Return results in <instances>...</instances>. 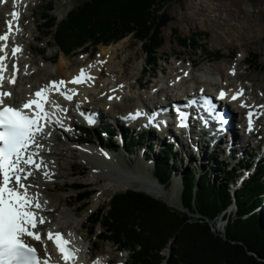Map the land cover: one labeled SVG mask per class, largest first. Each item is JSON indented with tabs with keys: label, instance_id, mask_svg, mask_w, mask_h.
Instances as JSON below:
<instances>
[{
	"label": "rangeland",
	"instance_id": "1",
	"mask_svg": "<svg viewBox=\"0 0 264 264\" xmlns=\"http://www.w3.org/2000/svg\"><path fill=\"white\" fill-rule=\"evenodd\" d=\"M1 1L2 3H4V0H0V4H2ZM82 1L83 0H37L31 2L26 7L24 6V11L26 12V14L29 15L28 17L29 19L27 18L24 20L23 23L24 25L27 26H25V29L22 30V35L17 39L20 43L23 42L24 46L26 47L29 44L32 45L34 50L26 49L25 52H23L25 58L24 62L25 61L29 62L32 59H34L35 63L32 65L30 62L27 64H23V67L25 69L27 68L26 72L28 71V73L26 72L24 73V76L27 75L26 76L27 78L24 81H21L20 90L26 88L27 86L29 87L31 84H34L35 82H41L43 84V81L41 80H44V78H45L44 82H48L50 78L46 79V77H44L43 72H45V70H49V72L51 71V73H53L52 79L54 80H58L63 77L67 78L65 72L63 73L60 72L61 61L64 56L66 57V59L68 58V62L70 61L69 67L64 68V70H66L67 72H71L75 68L81 67L82 64L87 65L86 63L88 64L90 63L89 66L91 67L92 66L96 67L97 61L101 60L100 58H102V56L100 55H103V48L104 47L109 48L108 46L117 44V43H111L109 45L100 44L98 47H93L92 45H89V47L86 50L80 49L74 52L73 54H71L70 56H66L64 53L60 52L58 47L55 46V42L52 39V37L49 35H45L44 33L45 29L42 28V18L44 14L55 16L61 22L64 18H66L67 14L77 4L81 3ZM201 3H204V5L206 6L208 5L210 10L213 8L214 5H217L216 6L217 8L223 7V10L216 8L208 12L209 14L208 17H210V19L217 18L218 22L216 24L214 25L211 24L209 22L210 19L206 21L205 20L206 17L204 16V13L199 12V10L201 9L200 6ZM228 3L233 4V6L236 7L240 6L241 9H243V11L247 12L246 13L247 15L243 12L231 13L225 11L224 6H226ZM51 9L53 10L51 11ZM32 10L35 11V16L33 18L30 17ZM163 11L166 13V16H168V19L170 21L166 25V27L162 29V37L165 41V44L163 48L159 50V56L161 60H159L157 66L153 65L146 72L145 69L147 67V63H146V57L144 55V50L142 48V44L139 43L137 40H135L132 36L127 37L122 41H120L122 48L119 50L118 52L119 55L115 60L118 64L121 63V61H126L127 59L129 61L127 60L128 67L126 66L125 68L120 66L121 64H119V68L117 72L118 74L116 76L122 75L123 80L121 78V80L119 81H122L121 84L124 87V93H125L124 95H126L125 97L127 98L126 101H124V103L121 102L120 99H118L119 105L110 110L107 108L106 109L107 111H112L113 113H117L120 116H123L124 114H126L127 111L135 110V108L143 104L145 101H148L149 103L152 104L153 102H157L153 100V95H152L154 94L153 88L159 85L160 86L168 85L169 80L171 78L173 79L174 78L173 75L174 74L176 75L177 73L174 71V68L184 67L183 70H185L187 67L191 66V60L193 59L197 61V65H196L197 67L192 73L193 83H197V81H201V78L207 80H209L210 77L218 78L219 77L218 75L220 73L222 74V78H223V80L221 78L220 84L221 86L227 87V85L231 83L230 81H228L229 74H232L233 71H238V70H241V72L243 73L247 68H249V73L250 74L252 73L251 75H253L254 77L260 78L261 86L264 88V0H237L236 2L235 0H164ZM6 14H10V10H8ZM189 18H191V21L189 20ZM5 21L6 20H3L2 22L5 23ZM5 26L7 27V25ZM26 27L28 28L26 29ZM3 28H4V24L2 23L0 27V34ZM228 31H231L230 34L225 35V32ZM241 32L246 34V37L248 39L245 40L240 38ZM219 33H222L223 36L219 35ZM179 37L196 39L197 45H193V43H189L188 47H183L178 39ZM22 38L23 40H21ZM239 60H243L240 66L237 65ZM126 68L127 70H125ZM34 71H37V73L34 77H32L33 74L32 72ZM162 71H165L166 73L165 76L164 74H162ZM190 73L191 71H188L185 75H188ZM232 75L234 76V74ZM163 77L168 79L167 80L163 79ZM101 80H103L102 83H105L104 81H106L107 79L103 78ZM110 80L113 81V79L111 78ZM110 80H108L106 84H109L111 87H113L115 83L113 82V84L112 83L110 84ZM238 83L247 84L251 86L253 84V81L241 79L240 82ZM130 84L132 85V88H130ZM207 84L209 85V82H207ZM256 87L257 85L255 86V88ZM255 92L257 93L258 97L260 96V98L262 97L261 99H264V90L261 91V89L256 88ZM94 93L95 95L98 94L96 90L94 91ZM107 94L108 93L106 92L102 94L103 96L100 95L98 97V95L97 96L92 95L90 99L88 98L89 102L86 103L85 105L87 107H92L91 110H89V113L91 112L95 113L99 109H102L101 107L105 102L111 103L110 100H108L109 98H106ZM72 117H70V119H72ZM73 120L77 124H80L82 126L81 128H88L91 132L90 135L91 137L87 135H82L83 131L82 132L70 131L68 133L62 131L64 134L61 133V136L59 138L60 140L66 139L68 137L70 139V142L68 143L75 144V146H77V148L80 150L83 149V147H85L86 143L89 145L90 144L93 145L94 140L98 141L99 139L98 135L102 137H104L103 134L107 135L109 136L110 140L109 142L107 141L105 143V146L111 147L109 149H112L114 151L124 153V156H122L123 160L125 164L127 163L130 166L128 167L127 165L126 169H132V174H137L138 171L144 172L146 176L143 177H150L151 179H155L157 181V184H159L161 188H164L155 178L154 165L156 164L157 157L164 150V147L166 148L165 145H167V143L165 144V142H162L160 148L159 146L156 147L157 146L155 144L156 142L152 143L151 141L153 135H151L150 137L147 135L148 138L150 139L149 141L147 139H146L147 141L143 140L142 138L144 137H142L139 142L137 135L136 134L132 135V132L130 133L127 130L126 131L124 130V133H122L121 135L122 139H120L121 137L119 138L120 133L118 130L116 131V134H112L111 131H108L107 127L113 128V126L109 124L108 125L103 124L101 127L92 128V127H87V125L83 124L84 122L82 121H79L77 119H73ZM79 138L81 140H78L77 142H72V139H75L76 141ZM239 138L243 139V137L240 134H239ZM257 138L258 139L255 140L256 141L255 143L261 140V137L259 135L257 136ZM133 139L136 140L135 143H132ZM184 143L186 145L189 144V138H187V136L186 139H184ZM250 145L252 146L247 145L244 150H241L240 145H238L237 155L239 153H242L241 157L247 159L250 158L252 154L254 156V153H256L257 155L255 156V163H254L255 164L254 167L256 169L258 167L257 158H260V162L263 161V159L261 158L262 155L260 156L258 155L259 153L257 151L256 144H254V142L251 141ZM223 146L225 147L226 145L223 144L222 147ZM175 150L178 151L177 148ZM192 151L193 149L191 147L186 146V148L183 149L181 152L179 151L177 152L178 154L176 155L175 158L170 160V163H172V167L174 171V175L172 177V185L169 186L168 188H164L165 190L163 189L164 190L163 193L167 192L171 194L172 191H174L173 190L174 185L177 186V190L173 194V196L176 195L175 199L169 202H166V200L162 198H158L157 195H161V194L163 195V193L161 192L160 194L157 192V190H154L149 186H146L143 183V180L129 181L128 182L130 183L129 186L121 185L120 186L121 188L117 187L118 186L117 183H122V182H116L115 181L116 179L107 183L106 181L103 182L102 180L101 182L99 181L100 180L99 178H96L95 176L96 171L88 164L86 156H84L80 151L75 150V155L71 153L66 154L61 161V164L64 166V171H60L61 172L60 179L53 180L50 179L49 177H42L41 181L40 180L38 181V183L54 181L58 185H62L64 183L67 184L61 189L58 190L52 189L51 192L55 195H58L60 198L68 199L71 201L69 206L62 204L61 210L71 214L70 219L72 223L67 224V219L66 218L64 219L63 218L64 216L61 213H56V217L58 216L59 219L58 222H54L55 224L54 227L60 228V230L63 233L69 235L70 232L72 231L75 232L76 229L80 230L82 224H84V227L81 231L82 236L76 235V239L79 241V239L85 236L86 238L80 242L86 245L87 247L91 246V243L92 244L94 243V248H95V242L98 244V249L97 250L95 249L93 252L94 254L93 259H95V257L103 258L105 254L108 255L105 258L109 259L110 256L112 255V253L109 252V249L114 248L115 255H120L121 258L120 259L116 258L113 261V264H122L127 260H130L131 262V259L133 262V254H134L133 249L127 248V250H130L129 252L121 251L122 249H119L118 246H116L112 242H105L102 238L101 239L98 238V235L103 231V227L101 225L97 226V228L93 233L94 235H90L91 229L88 227L89 226L88 220L90 215L93 212L97 213L99 207L106 206L111 200L113 195L117 193H123L129 190H136V191L148 193L149 195L166 203L173 210L186 211L182 204L181 195L183 190L184 176L187 173L195 172L196 174H203L205 170L207 171L210 170L211 173L215 172L216 174L213 177L214 180H217L218 178L221 177V173L219 172V169H217L215 165H211L214 162L212 160L213 156H208L209 150L207 148L201 152L203 157H199L198 152L196 155H192ZM217 151H219V148L217 149ZM118 152L116 153L120 155V153ZM218 155L220 160L221 161L224 160L223 162L225 164H228L230 169L234 167L236 162L238 161L236 159L230 160L232 152L223 153L219 151ZM172 167L170 166V168ZM105 174L114 175L113 172L111 171H105ZM236 174L237 175L235 176L234 179L235 181H238L240 179V172ZM253 174H245L244 177H242L241 180L239 181V184L240 185L246 184V182L250 179V177L247 176L248 175L253 176ZM221 181L223 182V180ZM75 183H81L87 186L90 191H93L91 196L84 195L81 203L78 200L80 197L78 195V192L72 189V186ZM30 185L35 186L33 182ZM237 186L238 183L236 187ZM229 187L232 197L236 199L234 194L237 193V191H234L233 194L232 192L233 188H231V186ZM240 189L241 187L239 188V190ZM35 191L36 193L37 191L42 193L39 187H37ZM83 192L84 191H82V193ZM86 196H90V198L86 199L85 198ZM48 201L50 203L52 202V200L50 199ZM58 203L59 202H55L54 204H58ZM263 205H264V199L262 203L259 204V207L256 210L258 213L262 215V218L264 219ZM236 207H237V203L235 202L231 205V207L228 208L227 212H229L231 209H234V213H231V215L232 214L234 215L235 210L237 209ZM76 209H78L77 213H75ZM196 216L199 215L196 214ZM225 226H226V221L222 220L221 218L217 225V231L219 232V234L221 235L225 234ZM70 237H72V235H70ZM42 247L45 246L43 245ZM49 250L53 251V247L51 245ZM170 251H171L170 247H168L166 250L162 252V255L164 257L165 256L169 257ZM131 252H132V256L130 255ZM84 257L86 260H88L89 258L92 257V254L90 255L87 252H85ZM108 263L109 262H107L106 264ZM163 264H165V261L163 262Z\"/></svg>",
	"mask_w": 264,
	"mask_h": 264
},
{
	"label": "trees",
	"instance_id": "2",
	"mask_svg": "<svg viewBox=\"0 0 264 264\" xmlns=\"http://www.w3.org/2000/svg\"><path fill=\"white\" fill-rule=\"evenodd\" d=\"M163 3L164 0H83L61 22L44 14L42 25L44 33L65 55L132 36L142 44L147 72L161 60L159 50L165 44L162 29L170 20ZM178 39L183 47L189 43L197 45L196 39ZM172 150L171 145L166 146L154 165L155 178L167 188L174 175ZM213 161L211 165L221 173L217 180L210 170L184 176L181 199L186 211L173 210L155 197L129 190L113 195L106 206L90 215V235L101 225L100 237L105 242L134 250L133 264H264V219L256 211L264 199V163L234 199L229 182L237 170L222 164L217 157ZM73 187L80 203L84 195L93 193L80 183ZM235 202V214H227ZM221 218L226 221L224 235L217 231ZM168 247L170 255L164 257L162 252ZM95 248L98 249L97 243Z\"/></svg>",
	"mask_w": 264,
	"mask_h": 264
},
{
	"label": "bare ground",
	"instance_id": "3",
	"mask_svg": "<svg viewBox=\"0 0 264 264\" xmlns=\"http://www.w3.org/2000/svg\"><path fill=\"white\" fill-rule=\"evenodd\" d=\"M33 1H37V0H19V3H16L15 0H9L8 5L2 6L0 4V27L3 23L2 21L5 20L6 18H8L9 20H12L11 13L13 11L17 10L20 13L19 21H18L20 31L19 32H13L9 38V41H8V46H9L8 47V53H9L10 58L7 61L8 71H7L6 75L7 76L12 75L9 73V68L13 72L12 65L14 63L17 65L18 70H19L18 81L15 84H9L8 82H6L3 85L4 90H10L12 93L11 97L5 98V103H8V104H12V103L13 104H22L26 99H28L30 97L33 90L39 89V88L47 85V84L44 85L46 83V82H44L45 81V78H44V80H41L44 82V84H42L41 82H35L34 84H31L29 87L27 86L26 88H23L22 90H20L21 81H24L27 78L26 77L27 75L24 76V73L26 72L27 68L25 69L23 67V64H27L30 62L32 65L35 63L34 59H32L29 62H26V61L24 62L25 58H24L23 52H25L26 49H29V50L33 49L34 50L32 45L29 44L26 47V46H24L23 42L20 43L17 39L18 37H20L22 35V30L25 29V26H27V25H24V23H23L24 20L29 17V15L26 14V12L24 11L23 8H24V6L26 7L27 5H29ZM236 1L237 0H235V2ZM22 4H24L23 7H22ZM200 6H201V9H200L201 11L199 10V12L204 13V16L206 17V19H205L206 21L210 19V17H208V15H209L208 12L217 8L216 7L217 5H214L213 8L210 10L208 5L207 6L204 5V3H201ZM224 7H225V11H228L231 13H242V12L245 14L247 13L246 11H243V9H241L240 6L236 7L230 3H228ZM1 8L4 10H2ZM217 9L223 10V7H220ZM8 10H10V14H6V12ZM34 16H35V11L32 10L30 17L33 18ZM189 20L191 21V18H189ZM209 22L214 25L218 21H217V18H213V19H210ZM3 24H4V28L2 29L1 35H3L5 32L8 31V27L5 26L6 23H3ZM13 27L14 28L16 27L15 21H13ZM27 28L28 27H26V29ZM243 28H244V26H243ZM230 32L231 31L225 32V35H229ZM219 35L223 36L222 33H219ZM240 38L245 39V40L248 39L246 37V34H244L243 32L240 33ZM21 40H23V38ZM0 43H3V42H0ZM17 45L21 47L22 51L20 53H18L16 57L12 58L11 57V49H12V47L17 46ZM108 47L109 48H107V47L103 48V55H100V56H102V58H100L101 60L97 61L96 67H93V66L91 67V66H89L90 63L89 64L86 63L87 65L82 64L81 67L77 66L78 68H75L71 72H67L66 70H64V68L69 67L70 61L68 62V58L66 59V57L64 56L65 58L63 57L62 61H61L60 72L66 73L65 75L67 76L68 81H71L74 77L79 75L81 69H85L87 71L88 75L94 77V79L91 81H88L86 83L80 84V85L69 84V87L75 88L77 93H78L77 95L74 96L75 97L74 101L65 100L59 94L54 93V92L52 93V97L56 103L60 104L63 108L67 109V111H66L67 113L74 111L76 109L81 111L83 114L85 112V114H84L85 117L86 116L92 117L93 123L96 127H99L102 124L108 125L109 124L108 123L109 118L112 117V119H115L117 122V125L113 126L115 128V132H113L112 134H116V131L118 129L121 130L124 128V124L122 123V120H121L119 114L113 113L112 111H107L106 109L108 108L110 110V109H113L114 107L118 106L119 105L118 99H120L121 102H123V103H124V101H126L127 97H125L126 95H124L125 94L124 93V87L121 84L122 81H119V80H121L122 75H119V76H116V75L118 74L117 72H118L119 64H121L120 66L125 68L128 65L127 64L128 59L126 61H121V63H119V64L115 60L117 58V56L119 55L118 54L119 50L122 48L121 42L117 43L115 45L108 46ZM2 54L3 53H0V55H2ZM50 57H52V56H50ZM242 62H243V60H239L237 65L240 66L242 64ZM196 65H197V61L193 59V60H191V66L187 67L185 70H183L184 67H175L174 71L177 73H176V75L175 74L173 75V77H174L173 79L171 78L169 80V83L167 86H163L164 89L167 92H173L175 90L174 83L177 81L178 78L183 79L184 81H189V78H191V77L188 78V76H186L185 74L188 71L195 70L197 67ZM125 70H127V68ZM30 71H32V70H30ZM233 72H234V76L232 75ZM233 72H232V74H229L228 81H230L231 83L229 85H227L226 89L228 90L230 96H232L234 93H236L240 89L244 90L243 95L241 97H239L238 101L231 102L230 105H231L232 109L236 112L235 119H234L235 124L242 123L243 125H245L247 122L245 115L248 112V110H255L257 112V115H259L261 113V111H263L264 107H261V106L264 105V99H261L262 97L260 98V96L258 97V95L255 91H256V88L261 89V91L264 90V88L261 86L260 78L254 77L253 75H251L252 73L251 74L249 73V68H247L245 70V72H243V73L241 72V70L233 71ZM26 73H28V71ZM32 73H33L32 77H34L36 75L37 71H34ZM43 73H44V77H46V79L53 77L52 76L53 73H51V71L49 72V70H45V72H43ZM162 74H164V76H165L166 75L165 71H162ZM218 76H219L218 78L210 77L209 80L201 78V81H197L198 85L195 88V92L198 93V91L204 90L207 95H210L214 92L217 93L219 89L224 88V86H221V84H220L222 74L219 73ZM103 78L107 79L106 81H104L105 83H102L103 80H101V79H103ZM110 78L113 79V81L110 80ZM163 79L167 80L168 78L163 77ZM241 79L253 81V84L251 86H249L247 84H240L238 82H240ZM108 80H110V84L111 83L113 84V82H114L115 85L113 87H111L109 84H106V82ZM122 80H123V78H122ZM190 80H192V79H190ZM222 80H223V78H222ZM207 82H209V85L207 84ZM38 83H40V84H38ZM256 85H257V87L255 88ZM130 88H132L131 84H130ZM156 88H157V86H155L153 88V90L155 91ZM95 90L98 92V94H97L98 97L100 95H102L103 93L107 92L108 94H107L106 98L111 97L110 98L111 103L105 102V103H103V105L101 107L102 109H99L94 114L93 113L89 114V112L86 111L87 106L85 104L89 102L88 98L90 99L92 95L97 96L94 93ZM87 94H89V95H87ZM152 95H154V94H152ZM82 99H84V100H82ZM157 99L153 98V100L157 101L156 103L153 102V104L149 103L148 101H145L143 104L139 105V108H136L134 111H129V112H135L136 110L142 108V105L143 106L145 105L147 111L155 112L156 108L154 106L160 102V100H159L160 98H157ZM227 102H228V100H227ZM241 102L248 105L249 107H241ZM81 103H83V104H81ZM173 103H174V99L171 98L169 105H172ZM89 108L87 110H89ZM60 113H61V116L63 118L64 117L66 118V120L63 121L64 123L70 119L69 116H66L62 112H60ZM126 113H128V112H126ZM241 115H244V116H241ZM263 115H264V112H263ZM169 117H170L169 119H171V120H173L175 118L173 116V113H171L169 115ZM85 120L88 122V120L86 118H85ZM70 122H71V125H70ZM67 123L68 124L66 125V127H76L77 128V123L74 122V120H73V122L71 120H69ZM136 126H139V124H137ZM145 134L146 133H142L141 136L144 137V136H146ZM253 135H256V134L254 133ZM103 136L104 137L98 135V137H99V139L97 138L98 141L93 139L94 140L93 145L92 144L89 145L86 143L85 147H83V149H80V150L77 148V146H75V144L68 143V142H70V139L68 137L66 139H63V140H60L59 138H53V137H48V136H43V135L40 137L41 139L44 140L45 146H49V148H47L43 151L38 150L39 156L36 157L37 162L43 161V167L39 171H36L35 169H33L34 175L32 177H29V179L26 181V183L32 184V182H33L35 184L36 187L32 185V187H30V188H31L33 194H37V193L39 194L40 203L43 205L42 209L39 210V213L47 221L44 225H42L40 227V231L44 233V236H43L44 239L46 238L45 236L49 230H51L53 232L62 233L60 228L54 227L55 226L54 222H58V219H59L58 216L56 217V213H61L64 216L63 218L67 219V224L72 223L71 219H70L71 214L66 212V211L61 210L62 204L69 206L71 201L68 199L60 198L58 195H55L51 192L52 189L58 190V189L63 188L64 186L67 185L66 183H64L62 185H58L54 181L53 182H50V181L49 182H39V183H38V181L39 180L41 181L42 177H46L44 175V172H47L49 174L47 177H49L50 179H53V180L54 179H60V175H61L60 171H64V166L61 164L62 158H64V156L66 154H69V153L75 155V150L80 151L84 156H86L88 164L96 171L95 176H96V178L100 179L99 181L102 180L103 182L106 181V183H107V182H110V181H113L116 179L115 180L116 182H122V183H117L118 184L117 187H120L121 185L122 186H124V185L129 186L130 183H128V182L132 181V180H134V181L143 180V183L146 186H149L150 188L157 190V192L160 194H161V192L163 193V191L165 190L164 188H161L159 186V184H157V181L155 179H151L150 177H143V176H146L144 174V172H141V171L139 172L137 170L138 171L137 174H132V169H126V166L128 164L127 163L125 164V162L123 160L122 156H124V153L109 149L111 147H106L105 143L107 141L109 142L110 139H109V136H107V135L103 134ZM186 136H187V138H189V144L188 145H186L184 143V139H186ZM142 139L143 140L147 139L148 141L150 140L148 138V136L146 138L144 137ZM166 139H173L174 140V147L177 148L179 150V152H181L183 149L186 148V146H188V147H191L193 149L192 155H196L198 152L199 157H203L201 152L206 148L209 150L208 156H213V157H215L216 155L218 157L219 151H221L223 153L224 152L225 153L232 152V155H231V157H233L232 160H235V159L238 160L236 162V164L238 166H240L242 164V169H243L240 172V179L238 181H235V179H234L231 182H229V186H231V188H233V190H232L233 194H234V191H237V193L239 191L241 192L243 190L244 186L247 184V182H249L252 179V177H250V179L246 182V184L240 185L241 189L239 190V188L236 187V185L241 180V178L244 177L245 174L252 173V172H254V170H256L255 167L253 166L255 163V156L257 155L256 153H254V156L252 154L251 157L247 158V159H244V157H238V156H242V153H239L237 155L238 145H240L241 150H244L247 145L248 146H252V145H250L251 143L247 144L248 141H245L244 137H243V139L239 138V132L235 127H233L230 131H226V132L219 134V135L215 134L214 132H208V131L203 130V129L200 133H198L193 128L188 130V131L186 130L185 133L177 134L174 131V128H173L171 121H168L167 125L165 127H163L162 131L157 132L156 137L153 138L151 141H152V143L156 142L155 143L157 145L156 147L159 146V148H160L161 143L165 142ZM78 140H81V139L79 138L76 141H75V139H72V142H77ZM138 141L140 142V140H138ZM231 141H232V144L230 145ZM222 143L226 146L222 147V145H223ZM218 148H219V151H217ZM222 148H223V150H222ZM116 152L120 153L121 156L118 155ZM261 155H262L261 158L263 159V163H264V154H261ZM219 160H220V158H219ZM223 161L224 160L221 161L222 164L224 163ZM249 163H251L250 166H249ZM128 167H130V166L128 165ZM105 171H111V172H113L114 175H107V174H105ZM112 178H114V179H112ZM95 181H97V180H95ZM37 187H39L41 189L42 193H40L38 191L36 193L35 190L37 189ZM173 190L174 191H172L171 194L165 192V193H163V195L162 194L157 195V197L166 200V202H169V201L175 199L176 195L173 196V194L177 190L176 185H174ZM237 193H235L234 195L236 196ZM49 199L52 200L51 203L48 201ZM55 202H59V203L54 204ZM263 209H264V205H263ZM77 211H78V209H76L75 213H77ZM235 212H236V210H235ZM75 213H74V215H75ZM226 213L231 215V213H234V209H231L229 212H227V210H226ZM83 227H84V224H82V227L80 228V230H77V229L75 230L76 233L74 231L69 233V236L72 235V238H74L78 244V246H77L78 252H79V248L82 246L81 257L77 256L75 264L77 262H81L80 259L85 258L84 257L85 252H87V251L92 252V250L95 249L94 243L93 244L91 243V246L87 247L86 245H84L83 243L80 242L86 238L85 236L82 238L79 237V238H81V239H79V241L76 239V235L82 236L81 231H82ZM43 242H44L43 245H45V244L47 245L48 254H51V250H49L50 245H51V241L49 242L47 239H45V241H43ZM41 245L42 244L38 245L39 249L41 248ZM53 252H54V249L52 251V254H53ZM109 252L112 253V255L110 256L109 259L105 258L106 256H108L105 254V256L103 258L98 257L95 260L91 261L89 264H96L97 261H99L100 264H106L107 262H109L108 264H113V261L116 258L117 259L121 258L120 255H115L114 248H110ZM110 253H108V254H110ZM53 256H56V255H53Z\"/></svg>",
	"mask_w": 264,
	"mask_h": 264
},
{
	"label": "snow or ice",
	"instance_id": "4",
	"mask_svg": "<svg viewBox=\"0 0 264 264\" xmlns=\"http://www.w3.org/2000/svg\"><path fill=\"white\" fill-rule=\"evenodd\" d=\"M6 2V0H5ZM19 3V0H15ZM12 20L7 21L8 31L0 35V264H51V256L48 255L45 245V258L37 254V249L25 242V237L43 242L40 227L47 221L39 215L43 205L40 203L39 194H32L29 188L32 185L25 183L29 177L34 175L33 169L39 171L43 167V161L37 162L39 149L38 136L43 134L44 127L52 122L56 111L66 112L60 104L51 99V94L57 93L65 100L72 101L77 95L75 88L67 85H80L91 81L94 77L88 75L85 69H81L79 75L71 81H52L49 85L34 93V98L25 102L22 107L16 108L5 103V98L11 97L12 93L3 91L4 82L15 84L18 67L12 65V75H5L8 71L7 61L8 41L13 32H19L18 11L11 13ZM13 21L16 27H13ZM22 51L20 46L11 49V57L14 58ZM234 74V72H233ZM243 89L238 90L231 97L236 100L243 95ZM227 93L223 90L219 93V99H224ZM111 98V97H110ZM192 103H195L193 101ZM206 105L211 101L205 99ZM46 105H50L54 111L50 112ZM241 107H249L241 102ZM261 107H264L262 105ZM27 110V111H26ZM213 111V108H209ZM180 118V127H187V114L177 109ZM81 115H84L81 113ZM141 112L130 115L128 118L136 119ZM254 113L248 112L249 131L252 130ZM89 123H93L90 116L85 117ZM224 122L223 116H217ZM56 123L61 124L59 119ZM70 130V129H68ZM35 148L37 151H31ZM47 177L49 174L44 172ZM46 239L51 241L57 249L64 264H75L77 259L76 250L69 247L71 241L66 239L60 232L49 230ZM96 264H100L99 261Z\"/></svg>",
	"mask_w": 264,
	"mask_h": 264
},
{
	"label": "water",
	"instance_id": "5",
	"mask_svg": "<svg viewBox=\"0 0 264 264\" xmlns=\"http://www.w3.org/2000/svg\"><path fill=\"white\" fill-rule=\"evenodd\" d=\"M146 194H148V193H146ZM149 195V194H148ZM151 196V195H150ZM153 197V196H152ZM157 199V198H156ZM159 200V199H158ZM161 201V200H160ZM163 202V201H162ZM166 204V203H165Z\"/></svg>",
	"mask_w": 264,
	"mask_h": 264
}]
</instances>
